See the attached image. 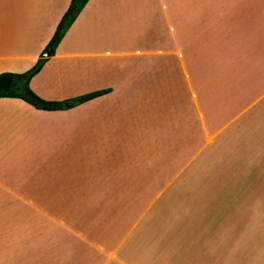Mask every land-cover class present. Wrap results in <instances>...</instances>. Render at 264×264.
<instances>
[{"label": "crops", "instance_id": "1", "mask_svg": "<svg viewBox=\"0 0 264 264\" xmlns=\"http://www.w3.org/2000/svg\"><path fill=\"white\" fill-rule=\"evenodd\" d=\"M70 2L0 0V74L24 73L35 65ZM46 18L49 21L45 22ZM56 19L59 22L53 28ZM70 30H75V40L84 41L88 50L82 51L81 46L77 51L62 50L70 31L53 55H44L45 65L30 81L41 97L34 81L53 62H61L63 68H73L77 74L71 83H65L61 99L83 95L76 89L84 84L109 94L124 81L138 78L143 83L155 81L159 87V117L154 129L141 118L119 129V138L129 144L130 154L133 152L128 171L124 170L115 185L83 193L154 196L146 207L138 209L130 225L125 223L127 214L110 213L101 219L105 226L91 229L88 238L82 227L75 228L82 236L79 249L84 245L90 248L91 257L94 249L102 251L99 255L109 264H152L151 256L144 255L142 261L133 257L138 255L135 249L145 246L135 242L149 236L153 238L149 247L157 245L162 258L161 253L169 251L164 237L173 244V229L164 234L160 227L155 236L144 235V228L149 216L159 210L158 196L170 187L168 198L173 204L177 205L176 195L184 193L194 208L207 211V231L197 239L202 245L191 248L194 256L201 250L203 264H246L247 254L248 264H264V0H89ZM65 70L68 73L69 69ZM134 71L139 72L138 78L129 75ZM138 88L141 93L146 86ZM93 100L66 109L43 110L19 97H0V146L29 136V125L18 123L29 114L62 119L85 110L96 118L98 107L92 106ZM93 126L91 123L94 130ZM130 177L136 181L119 186ZM147 178L153 180L151 186L144 185ZM162 179L168 180L158 186ZM178 184L185 191L174 189ZM71 187L51 189L44 177L0 174V193L77 197L78 186ZM73 199L69 204L65 200L55 204L67 214L73 203L77 204ZM79 207L77 204L76 211H82ZM164 208L174 207L164 204ZM109 218L108 225L114 226H107ZM59 219L62 224L70 223L65 214ZM92 219L94 224L99 218L92 215ZM62 226L66 233L67 226ZM111 227L121 230L110 236ZM228 227H233V232L227 233ZM98 235L103 239L100 242ZM105 236L108 243L116 241V246H106ZM171 253L175 255L169 257L173 264L180 257L172 246ZM85 256L94 264V258ZM63 260L67 257L62 253Z\"/></svg>", "mask_w": 264, "mask_h": 264}, {"label": "rangeland", "instance_id": "2", "mask_svg": "<svg viewBox=\"0 0 264 264\" xmlns=\"http://www.w3.org/2000/svg\"><path fill=\"white\" fill-rule=\"evenodd\" d=\"M47 20L48 18L45 19V22ZM58 22L59 20L56 19V22L51 24L53 28ZM70 31L72 32L69 35ZM75 34V30H70V28L66 30L63 38L67 39L69 35V40L65 42L63 51H77L80 50V46L82 51L88 50L84 41L75 40ZM115 38L116 35H114ZM45 49L41 54L43 56L50 51L49 49L45 51ZM65 69H69L68 73ZM75 74V69L63 68L61 62H55V64L53 62L52 66L46 68L34 81V86L38 93L44 96L42 98L63 102L65 106L69 99H61L65 92L64 85L66 82H68L67 84L71 83L70 80L76 78ZM138 74V71L129 73L135 77ZM100 84L98 83V85ZM140 84L146 86L145 91L141 93L138 88ZM93 86L84 84L76 90L82 92L81 94H86L95 90V85ZM113 91L112 94L103 92L101 94L103 97L93 100L92 106L98 107L96 118H91L90 111L85 110L81 115L73 112L62 119L57 116L34 118L32 114H29L25 120L21 117L18 123L29 125L27 132L29 136L23 140L19 137V143L13 142L0 146V174L5 173L10 177L14 175L17 177H22V175L44 177L45 185L51 189L65 187V190H70L72 185H77V194H79L74 197L75 195L71 194L0 193V264H92L91 260H87L85 256H90V248L84 245V248L79 249L82 236H78L74 229L82 227L88 238L91 229L97 230L99 226H105L101 223V219H107L110 213H120L122 216L127 214L129 218L125 223L130 225L133 222L132 217L138 209L142 210L153 198L154 194L149 193L127 194L105 191L98 194H83L115 185L121 179L124 170L128 171L129 156L133 152L130 154L129 144L124 145V139L119 138V133H121L119 129L127 128L130 126L129 123L140 118L151 123L150 129H154V123L159 117L157 104L159 87L155 81L143 83L139 81V78L133 82L124 81L120 87H116V90L113 89ZM183 92L185 93V91ZM66 108L69 107L65 106L61 109ZM141 108L144 110L140 111ZM145 111H147V115L144 113ZM79 123H82L81 127ZM91 123L94 125V130ZM76 124L77 127H75ZM167 180L162 179L158 186H162ZM126 181L127 179L121 181L119 186L130 185L136 179L130 177L128 182ZM151 183L153 180L147 178L144 185L151 186ZM39 184L41 183L35 185ZM169 188H166L162 192L163 194L161 193L163 196L161 194L158 196L159 210L149 216L150 219L145 224L146 234L144 235H155L160 227L161 231L159 232H164V234L173 229V236L170 239L173 244L168 241V236L165 235L163 243L168 246L169 251L161 253L162 258H159L157 245L152 244L149 247L153 238L142 237L134 245L141 247V244H145V246L142 249H135L134 252L138 255L133 257L141 260V257L147 255L153 258L152 264H169V257L175 256L171 253L172 246L180 257L175 259L173 264H203L205 257L201 250L194 256L191 248L193 245H202L197 239H201L204 232L207 231L208 227L205 224L207 211L194 208L188 201L187 194L184 193L176 195L178 202L177 205L173 204L168 198L172 190ZM177 188L179 192L185 191L183 185L174 186V189ZM72 199L78 204V207L82 208V211L79 210L80 207L79 211H76L77 204L73 203L71 207L73 210L66 214L65 210L55 204L59 200H65L69 204ZM164 204L174 208L165 209ZM76 212H78L77 215ZM60 214L68 216L70 223L67 224L69 225L62 224L59 219ZM92 215L99 218L97 223H92L95 220L92 219ZM110 221L112 220L109 218L107 226H114V223L108 225ZM62 225L67 226L66 233L65 227ZM162 228L164 229L162 230ZM228 229L227 233L233 232V227H228ZM111 230L113 231L109 233L110 236H116L121 229L112 228ZM93 237L95 239L97 235L94 234ZM101 240H103L102 236L98 235L97 242ZM104 242L109 248L116 246V241L108 243L106 236ZM146 245L149 248H145ZM100 252H95L94 249V257L90 256L95 260L93 263L107 264L108 260H104L105 256L101 257ZM62 253L67 257L65 262L64 260L60 261ZM247 256L248 254L244 256L246 264L250 260Z\"/></svg>", "mask_w": 264, "mask_h": 264}, {"label": "trees", "instance_id": "3", "mask_svg": "<svg viewBox=\"0 0 264 264\" xmlns=\"http://www.w3.org/2000/svg\"><path fill=\"white\" fill-rule=\"evenodd\" d=\"M89 0H71L70 5L62 16L55 33L47 45L50 54L53 55L58 44L61 42L66 30L72 26L77 16L80 14L84 6ZM47 58L42 57L35 65L24 73H2L0 74V97H19L34 105L36 108L43 110H56L65 106H71L81 102H86L100 96L103 91H93L74 98L69 99V102L64 106L63 102L49 101L36 94L30 87L31 79L43 68ZM14 78V79H12Z\"/></svg>", "mask_w": 264, "mask_h": 264}, {"label": "water", "instance_id": "4", "mask_svg": "<svg viewBox=\"0 0 264 264\" xmlns=\"http://www.w3.org/2000/svg\"><path fill=\"white\" fill-rule=\"evenodd\" d=\"M47 55H50V51L46 54V56H47Z\"/></svg>", "mask_w": 264, "mask_h": 264}]
</instances>
